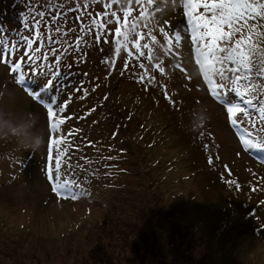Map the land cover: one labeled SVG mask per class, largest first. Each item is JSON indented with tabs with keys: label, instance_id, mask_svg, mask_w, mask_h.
Returning a JSON list of instances; mask_svg holds the SVG:
<instances>
[{
	"label": "rangeland",
	"instance_id": "obj_1",
	"mask_svg": "<svg viewBox=\"0 0 264 264\" xmlns=\"http://www.w3.org/2000/svg\"><path fill=\"white\" fill-rule=\"evenodd\" d=\"M105 2L87 0L84 8L85 0H37L51 5L49 16L62 14L56 18L66 33L57 34L54 24L42 27L45 50L60 48L58 41L75 44V37L84 35L77 17L87 23L85 12H102ZM183 5L184 0H112L111 10L122 24L124 9H131L127 48L115 36L113 23L107 25L113 30L107 43H97L91 33L84 36L82 61L73 62L74 51L62 54V64L76 73L73 82L79 86L82 80L87 92L69 89L71 99L57 114L63 123L51 134L60 140L52 148L53 156L61 157L59 182H68L76 199L51 191L44 172L47 135L39 150L20 147L38 143L36 130L47 128L46 109L25 85H41V104L68 97L55 88L46 90L39 79L31 81L28 69H23L21 85L0 63V124L12 133L0 138V264H264V150L260 155L240 151L241 137L264 141L259 127L264 99L256 97L253 108L244 104L247 96L237 97L234 102L251 113L233 114L247 132L231 124L212 92L219 85L220 94L230 98L232 89L245 92L246 85L228 71L230 62L216 64L224 67V80L211 71L204 79ZM21 9L20 0H0V31L15 35ZM253 11L264 16V7ZM178 27L181 38L176 40ZM233 31L241 33L238 43L264 48V22L245 21ZM135 33L141 35L139 43L151 47V60L147 49L137 58L130 43ZM116 40L121 41L118 51ZM226 43L217 41L220 47ZM141 75L144 82L138 80ZM254 83L264 95V78Z\"/></svg>",
	"mask_w": 264,
	"mask_h": 264
},
{
	"label": "snow or ice",
	"instance_id": "obj_2",
	"mask_svg": "<svg viewBox=\"0 0 264 264\" xmlns=\"http://www.w3.org/2000/svg\"><path fill=\"white\" fill-rule=\"evenodd\" d=\"M20 2L22 5L20 14L21 24L15 35H7L6 30L0 31V40L3 42L4 50L0 53V63H4L9 68L15 76L16 82L21 85L25 84L23 69H28L32 74L29 77L31 81L39 79L46 90L55 88L62 95L68 97L62 103H59L60 98L58 102L45 105L40 103V100L44 96V93L38 91L41 85L38 84L34 88L25 85L24 88L34 101L46 109L45 119L47 128L45 135L48 136V140L44 172L47 180L50 182L51 191L60 198L76 199L77 193L69 187L68 182L65 181L63 184L59 182L61 157L59 154L53 156L52 151L53 145L60 143L59 139L51 138V134L57 133L60 125L63 123V118H57V114L65 111V107L71 99L69 89L73 91L83 90L82 80L79 82V86L72 80V77L76 73L71 71V65L62 64V54L68 55L69 51H74L77 55L73 57V62L82 61L83 57L87 55V52L80 54V45H87L84 36L91 33L94 35L97 43L101 40L107 43L108 33L113 31L107 28V25L113 23L115 24V36L121 37L124 41L123 46L127 48L129 43V29L125 28V24L127 23L126 18L131 9H124L125 24H122L121 17L116 11L111 10L112 0H106L103 5L104 11L95 14L85 12L87 23H85L84 19L77 17L84 35H77L75 37V44L68 45L64 41H58L60 48H49L45 50V35L41 29L42 27L47 28L49 24H54L57 34H66L64 33V29L59 27V20L56 18L62 14L57 13L56 16H49L48 9L51 5L38 4L37 0H20ZM128 2L131 3V0H128ZM137 4H139V0H137ZM76 7L79 10L81 5L77 4ZM83 7H88L87 0H85ZM262 7H264V0H184L183 12L191 33L193 52L196 57L195 63L203 72L204 79L208 80V73L211 71L213 74H218L221 80H224L227 73L224 67L216 68V64L224 65L230 62L232 67L228 71L233 74V78L236 81L246 85L245 92H242L239 87L232 89L234 95L230 98H225V96L220 94L218 91L219 85L217 86V91L212 92V95L216 96L222 102L223 106L226 107V113L232 125L242 123L233 115L236 112H240L242 115L248 117L251 116L247 107L242 108L240 103L234 102L237 97L243 99L247 96V99H244V104L250 105L253 108L256 107L254 103L256 97L264 99L260 88L254 83L258 78H264V48L250 47L243 42L238 43L241 33L233 31L234 28L244 24L245 21L250 23L256 21L264 22V16H256L255 11H253L254 9H260ZM200 8L203 9V12L197 11ZM141 16H143V11H141ZM46 20L48 23H46ZM122 29L124 30L122 31ZM160 32L164 35L165 40H167L169 34L165 32L164 28H161ZM135 36L136 39L130 43L135 48L137 58L145 55L141 49H147L148 59L151 60V47L147 43H139L141 39L140 33H135ZM174 36L176 40L177 38H181V30L179 27L174 32ZM205 38L210 39L211 42L203 43ZM151 39L155 41L156 37L152 36ZM48 40L49 42L52 40L50 34L48 35ZM219 40H224L227 43L223 47H220L217 44ZM115 43L118 51L121 46V41L116 40ZM253 44H255L254 40ZM219 53H223L224 55H219ZM132 55V52H128V56ZM105 62H107V57L105 58ZM128 66V62L125 60V68L127 69ZM155 66L158 67L160 73L165 72L164 67ZM139 67L143 69L144 64H139ZM65 69H68V71H65ZM17 73L19 75H16ZM138 80L144 82L145 76H139ZM152 80L153 78L149 77L147 83H151ZM209 88L211 89V82H209ZM83 91L84 95H87L86 90ZM165 96L166 98L168 97L167 92H165ZM94 110L93 108L89 111ZM259 115L261 116L259 127L264 128V104L260 107ZM113 136H115V133H113ZM240 140L242 141L240 151L250 149L264 150V141L244 139L243 137ZM88 143L91 144L92 142L89 141ZM53 163L55 171L53 170ZM208 163H212L211 156L208 157ZM20 164H22V158L20 159ZM260 179L264 180V177H260ZM261 203H264V201H261ZM261 227L264 228V225Z\"/></svg>",
	"mask_w": 264,
	"mask_h": 264
},
{
	"label": "clouds",
	"instance_id": "obj_3",
	"mask_svg": "<svg viewBox=\"0 0 264 264\" xmlns=\"http://www.w3.org/2000/svg\"><path fill=\"white\" fill-rule=\"evenodd\" d=\"M34 116L37 114H33ZM33 128H36L35 123L33 124ZM12 133L10 132V129H8L5 125L0 124V138H3L5 135H11ZM36 135L39 138L38 143H22L20 144V147L25 149V150H39L40 148L44 147L45 145V133L43 129H37L36 130Z\"/></svg>",
	"mask_w": 264,
	"mask_h": 264
},
{
	"label": "trees",
	"instance_id": "obj_4",
	"mask_svg": "<svg viewBox=\"0 0 264 264\" xmlns=\"http://www.w3.org/2000/svg\"><path fill=\"white\" fill-rule=\"evenodd\" d=\"M238 124H239V126H238ZM238 124H236V126L239 128H241L244 132H247L244 128H242L241 126H240V123H238ZM255 154H259V153H262L263 151L262 150H258V149H251ZM263 159H264V157H263Z\"/></svg>",
	"mask_w": 264,
	"mask_h": 264
}]
</instances>
